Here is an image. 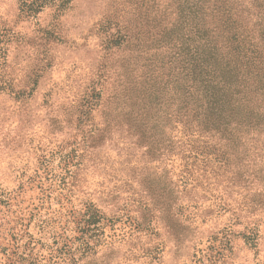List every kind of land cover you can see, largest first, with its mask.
Listing matches in <instances>:
<instances>
[{
	"label": "rangeland",
	"instance_id": "1",
	"mask_svg": "<svg viewBox=\"0 0 264 264\" xmlns=\"http://www.w3.org/2000/svg\"><path fill=\"white\" fill-rule=\"evenodd\" d=\"M39 1L0 0V264H264V83L187 38L206 117L141 124L134 0Z\"/></svg>",
	"mask_w": 264,
	"mask_h": 264
},
{
	"label": "trees",
	"instance_id": "2",
	"mask_svg": "<svg viewBox=\"0 0 264 264\" xmlns=\"http://www.w3.org/2000/svg\"><path fill=\"white\" fill-rule=\"evenodd\" d=\"M45 2L39 1L38 8ZM130 3L138 13L139 22L134 29L126 30H134V33L130 36L119 26H114L116 33L111 35V41L115 46L128 49L129 54L134 51L144 54L142 48L145 46L152 51L150 58L140 65L145 71L143 81L133 82L139 93L135 92L132 102L136 105L144 102V107L137 113L141 124L148 120L151 112L164 111L161 108L165 102L178 98H184L180 113L206 117V113H200L208 107L200 105L203 100L198 96L203 91L196 87L194 67L182 63L189 54L184 56L183 52L187 38L198 37L203 43L205 48L194 49L192 57L193 62H201V57L209 56V62H202L203 67L208 62V73L219 77L228 68L237 75L246 74L245 81L250 77L264 83V63L257 62L261 51L264 53V0H134ZM177 28L181 30L177 31ZM143 41L145 46L140 47ZM217 59L221 61L215 67ZM173 69L180 72L178 80L172 75ZM223 81L226 84L220 83L222 90L229 85ZM212 105L216 107L217 103Z\"/></svg>",
	"mask_w": 264,
	"mask_h": 264
}]
</instances>
